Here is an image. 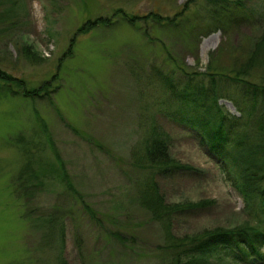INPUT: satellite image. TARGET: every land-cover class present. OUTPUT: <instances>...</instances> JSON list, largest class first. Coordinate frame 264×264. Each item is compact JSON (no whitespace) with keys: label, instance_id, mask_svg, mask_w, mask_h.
I'll return each instance as SVG.
<instances>
[{"label":"rangeland","instance_id":"374dc122","mask_svg":"<svg viewBox=\"0 0 264 264\" xmlns=\"http://www.w3.org/2000/svg\"><path fill=\"white\" fill-rule=\"evenodd\" d=\"M187 1L21 0L15 26L6 32V22L0 24L3 67L31 86L50 84L48 96L34 100L0 93V264H60V252L66 264H167L172 253L161 224L140 203L143 170L132 159L135 144L154 122L170 135L172 156L183 165L158 178L167 200L211 203L175 215L173 233L183 237L246 218L244 199L221 168V154L202 143L200 130L157 111L169 94L159 77L163 72L191 92L203 82L209 86V77L194 74L189 80L187 74L207 70L212 52L219 70L243 60L260 30L264 0H226L219 28L212 12L222 2L193 0L184 8ZM118 9L138 15V21L129 24L122 12L115 14ZM151 11L176 16L175 22L143 19ZM101 16L114 23L78 32ZM29 45L38 60L24 57ZM263 76L257 68L252 74L258 82ZM218 103L239 115L231 99ZM40 117L89 208L59 178L31 201L13 194L10 186L24 161L14 141L18 135L44 146L42 155L54 161L42 143L47 137ZM51 218L64 227L63 240L58 234L50 238L58 229L47 228ZM209 261L237 264L223 255Z\"/></svg>","mask_w":264,"mask_h":264},{"label":"trees","instance_id":"16d2710c","mask_svg":"<svg viewBox=\"0 0 264 264\" xmlns=\"http://www.w3.org/2000/svg\"><path fill=\"white\" fill-rule=\"evenodd\" d=\"M192 1L188 0L184 8ZM213 2L215 6L222 2V8L218 6L212 12L218 18L213 24L219 28L221 18L218 14L225 11L224 7H227L229 2L226 0ZM0 7L3 8L0 11V24L6 22L7 32L20 20L21 0H0ZM115 12V14L122 12L123 20L129 24L138 21V15L129 14L122 9ZM175 18L176 16L171 18L156 11L143 16L146 21L151 20L164 25L173 24ZM113 23L110 18L102 16L94 20L88 19L78 32L85 33L99 25L110 26ZM259 24L260 30L253 34L251 49L243 60L236 59L228 69L219 70L215 68L212 52L207 70L187 74L189 80L194 74L209 77V86L208 82L207 84L203 82L191 92L188 91L189 86L181 89L170 76L160 73L162 89L168 90L169 94L157 111L163 115L165 113L173 120L185 122L196 131L200 130L202 143L212 152L218 151L221 154H219L221 161L224 158L221 168L230 175L242 195L243 213L246 215L244 220L232 225L206 228L183 237L176 236L172 230L175 215L188 209L208 207L211 203L205 199L183 202L167 200L158 178L182 168L183 165L172 156L170 135L162 125L152 123L146 128L145 136L135 144L132 159L135 166L143 170L142 178L138 181L140 203L161 224L165 234V245L171 250L172 257L167 264H210L209 259L217 255L228 257L237 264L264 263V80L258 82L252 78L256 68L264 73V11L260 15ZM70 50L67 52L70 53ZM23 53L24 57L30 60H38V52L33 50L31 45L26 46ZM54 78L57 79L58 75L55 74ZM219 80L233 84L238 92H232L222 82L218 83ZM0 83V93L31 100L48 96L50 89L49 81H44L39 86H31L25 78L4 68L1 61ZM221 98L231 99L239 115L225 110L218 103ZM39 120L47 137L42 143L49 145L54 153V161L42 155L45 152L44 146L40 147L33 139L28 140L24 135H18L14 141L21 146L24 161L19 167L13 185L10 186L13 188V194L21 201H31L39 191L46 189L45 185L49 181L59 178L68 191L89 208L74 185L64 159L55 147L47 122L42 117ZM32 213L33 211H29L26 214L31 216ZM47 222L48 229L58 228L57 231L49 232L50 238L58 234L59 239L63 240L64 227L56 224L52 218L47 219ZM57 258L60 264H66L61 252Z\"/></svg>","mask_w":264,"mask_h":264}]
</instances>
